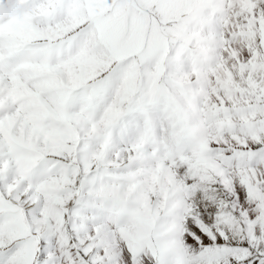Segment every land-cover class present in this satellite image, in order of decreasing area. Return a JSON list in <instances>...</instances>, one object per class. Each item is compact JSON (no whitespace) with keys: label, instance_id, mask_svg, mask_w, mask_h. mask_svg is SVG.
Masks as SVG:
<instances>
[{"label":"snow or ice","instance_id":"6c2138e0","mask_svg":"<svg viewBox=\"0 0 264 264\" xmlns=\"http://www.w3.org/2000/svg\"><path fill=\"white\" fill-rule=\"evenodd\" d=\"M0 264H264V0H0Z\"/></svg>","mask_w":264,"mask_h":264}]
</instances>
